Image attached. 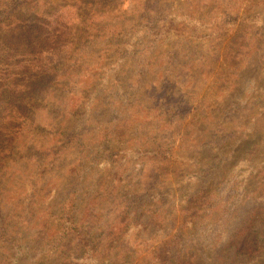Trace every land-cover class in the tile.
Returning <instances> with one entry per match:
<instances>
[{
  "label": "trees",
  "instance_id": "1",
  "mask_svg": "<svg viewBox=\"0 0 264 264\" xmlns=\"http://www.w3.org/2000/svg\"><path fill=\"white\" fill-rule=\"evenodd\" d=\"M45 1L0 0V193L7 177L23 180L25 170L21 168L28 167L30 163L35 165L31 174L33 178L22 181L30 186V193L13 196L0 203V264H117L122 239L131 231L144 238L169 236L168 244L165 242L164 246L157 247L159 253L155 255L153 264H264V214H259L256 219L243 217L242 221L249 223L256 232L258 245L242 250L231 243L230 238L239 226L238 217L245 211L239 207L229 216L227 210L223 216H215L214 204L218 198L215 196H220L219 185L210 188L204 182L192 187V192L198 189L197 195L186 197L177 213L175 198L169 193L172 182L162 172L165 166L174 162L175 157L168 156L169 151L161 148L162 142L154 145L149 134H139L140 131L131 126L134 135L132 140H128L132 148L120 150L116 143L127 135L124 130L128 124L126 122L119 128L118 125L109 126L110 120H105L106 109L103 106L93 119L88 116L81 119L80 116L78 120H72L73 112L78 114L80 110L88 115L89 110L97 109L104 100L111 101L118 96L114 84L96 88L88 83L81 97L84 101H70L79 108L65 105L62 100L58 103L63 108L51 106L57 104L63 95L71 97L66 82L70 74L81 69L73 68L88 59L87 46L98 44L104 35L110 34L112 54H117L115 59L119 60L127 51L117 44L119 33L130 37L142 26L157 34L154 46L149 45L148 30L136 32L135 40L131 36L129 43L133 46L134 55L131 59L121 60L119 67L128 61L130 66L138 63L136 66L149 70L164 64L167 58L174 60L175 55L170 48L162 49L166 35L160 34V31H167L164 25L168 15L155 9L153 4L169 6L176 0H123V4L130 6V21L128 24L123 21L117 27H109L113 19L109 14L111 10L96 7L92 17L84 19L88 17L87 13L76 15V5L91 3L77 0L53 7ZM195 1L202 8L211 10V24L220 31L216 37L219 41L241 32V28L232 32L235 24L255 22L259 18L257 9L262 0ZM97 23L100 28L96 31L93 26ZM88 30L91 32L79 37L86 44L78 49L79 53L73 54L77 36ZM138 38L147 47H134L132 43ZM245 39L238 35L224 45L222 63L232 62L228 69L237 66L238 60H244L245 54L241 51L247 48ZM178 47L173 49L177 54ZM104 55L101 58H106L109 52L105 51ZM184 62H189L186 54L175 66L186 67ZM192 68L193 64L189 71ZM86 71L96 76L103 72L96 68ZM111 75L114 73L110 72L108 76ZM168 78L169 75L159 77L166 82ZM233 78H237L233 84L236 86L241 78L240 70L232 78L223 71L219 72L215 82L227 86L225 89L221 87L227 90ZM187 94L192 95L193 92L187 90ZM179 110H184V107L180 106ZM38 111V125L34 126ZM206 119L188 124L198 126ZM181 121L186 122L187 119ZM102 125L107 132L94 133ZM182 125L177 123V128ZM33 133L36 139L31 140ZM223 137L227 136L224 134ZM148 147H156L155 152L149 151ZM121 151L130 160L141 163L134 186L122 190L116 183L120 176L113 173L114 166L99 169L97 164L84 171L90 162L100 163L103 159L112 162L114 158L124 157ZM217 158V162H211L216 171L221 160V157ZM66 183L70 187L65 194L56 197L59 188ZM51 184L55 185L54 195ZM259 188L263 189L264 183ZM229 201L230 198L225 201L226 206ZM246 206L247 202H244L242 208ZM194 247H197L196 252ZM125 259L129 262L130 256L125 254Z\"/></svg>",
  "mask_w": 264,
  "mask_h": 264
},
{
  "label": "rangeland",
  "instance_id": "2",
  "mask_svg": "<svg viewBox=\"0 0 264 264\" xmlns=\"http://www.w3.org/2000/svg\"><path fill=\"white\" fill-rule=\"evenodd\" d=\"M49 1L46 0V4L55 7L77 0H58L54 3ZM81 1L91 3V5H76V15L87 13L88 17H83L84 19L91 18L97 7L102 10H111L109 14L113 19L110 21L109 27H117L123 21L128 24L130 21L128 20L130 19L128 16L130 6L123 4V0ZM98 3L104 5H97ZM153 7L168 15L164 25L167 31L165 33L160 31V34L166 35L162 49L170 48V51H173L175 55L174 60L167 58L164 64L159 67L156 65L149 70L136 66L138 63L136 65L132 63L130 66L128 61L123 67H119L121 60L131 59L134 55L129 39L134 37L135 40L138 36L134 35L136 32L148 30L147 38L150 40V46L155 45L154 39L158 38L157 34L142 26L134 31L132 37H125L119 33V38L116 39L117 44L122 50L127 49L126 52H123L125 53L124 57L119 60L115 59L117 54H112L113 47L111 48L109 44L110 34L104 35L99 39L100 42L97 41L98 44L91 43L92 45L87 46L89 52L86 56L88 59L85 58L81 66L73 68L81 69L70 74V78L66 82L67 87L71 90V97L66 98L63 95L59 97L57 104H51V106L63 108V105L58 103L62 100L61 102L65 105L70 104V106L79 108L78 105L70 101L80 100L83 102L81 97L85 93L88 83L96 88L104 87L107 83L114 84L117 87L118 96H115L111 101L104 100L97 109L94 107L89 110L88 115L80 110L78 114L73 112L72 120L76 121L80 116L81 119L84 117L87 119V116L93 119L103 106L106 109L105 120H110L109 126L118 125L119 128L126 122L128 124L124 130L127 135L120 137L116 143L120 150L132 148L129 143L134 135L131 126L137 128L140 131L139 134L143 132L149 134L154 145L162 142L161 148L169 151L170 155L168 156L175 157L174 162L168 167L165 166L162 172L172 182L169 193L172 197L174 196L177 209L178 207L181 209L186 197L197 195L198 189L192 192V187H198L204 182L210 188L219 185L220 196H215L218 198L214 204L216 209L214 212L212 211L213 214L217 217L223 216L226 212L224 210H227V216H229L234 214L239 207L244 210L245 213L238 217L239 226L236 225V227L238 226L237 230L231 236L230 242L242 250L255 248L258 245L256 232L251 229L249 223L246 224L242 219L244 216L245 219L250 217L256 219L259 214H264V188H259L264 183V0L261 1L257 9L260 14L255 22L235 24L232 32L235 33L240 28L241 32L219 41L216 37L220 31H217L216 25L211 24V10L202 8L197 1L176 0L169 6L153 4ZM216 12L215 10L214 14ZM101 25L103 26L104 23ZM99 28L98 23L93 26L96 31ZM82 32L77 36L78 43L73 54L79 53L78 49L82 47V44H86L84 39L80 40L79 37L85 36L91 30H88L87 33ZM238 35L246 38L247 48L241 51L245 54L244 60H238L237 66L228 69V65L230 66L232 62L228 60L222 63L225 51L223 47L228 40H234ZM132 44L139 49L147 47L140 38ZM230 46L232 47L231 44ZM175 47H178V54L177 50H173ZM182 49L184 51H181ZM105 51L109 52V55L103 59L101 56H105ZM184 54L189 58L188 63L184 62L187 66L176 67L175 64L183 60ZM192 64L193 68L189 71ZM68 66H71V63ZM95 68L103 72L98 73L97 76L86 73L87 69ZM237 70H240L241 78L236 86L233 84L237 78H233V83L227 90H223L227 86L215 82L219 72L223 71L229 78H232ZM110 72L114 75L108 76ZM167 75L170 77L166 79L167 82L159 79V77ZM187 90L192 91L193 94H187ZM72 95H74L73 99ZM178 106H183L184 110H179ZM176 107L178 108L173 111ZM35 114L38 115L37 118L35 117L33 125L37 126L40 113L38 111ZM204 118H207L204 124L198 126L188 124L191 121L195 122ZM181 119H187V121L182 122ZM177 123L183 124L182 127L177 128ZM164 125L165 127H163ZM169 126L171 128L168 129ZM87 129L88 131L92 130ZM99 131H103L104 134L107 132L104 131L103 125L94 133ZM224 134L227 137H223ZM35 135L33 133L30 139H36ZM32 144L33 141H31ZM216 145L218 146L216 147ZM151 148L147 149L155 152L156 147ZM121 153L124 157L114 158L112 162L106 159L101 160L100 163L90 162L87 167H84V171L87 172V169L97 164L99 169H109L114 166L113 173L120 176L116 183L122 190L128 188L127 186H134L141 163L130 160L124 151ZM216 157H221L217 171L211 167V162L218 161L219 158L216 159ZM34 166L33 163H30L28 167L21 168L25 170L24 179L33 178L31 174ZM23 180L17 181L15 176L7 177L1 185L0 203H4L13 196L30 193V186L22 183ZM50 186L54 195L56 193L55 185L51 184ZM69 187L70 185L66 183L62 188H59L56 197L61 193L65 194ZM246 197L254 198V200L248 201ZM228 198L230 201L226 206L225 201ZM244 202H247V206L243 209ZM242 222H244L243 226H240ZM168 237L165 234L144 238L131 231L122 239L121 252L116 258V263L153 264L156 259L155 255L159 253L157 247L164 246L165 242H169ZM194 250L196 252L197 247H194ZM125 254L130 256L129 262L124 260ZM194 258L196 257L194 256Z\"/></svg>",
  "mask_w": 264,
  "mask_h": 264
}]
</instances>
